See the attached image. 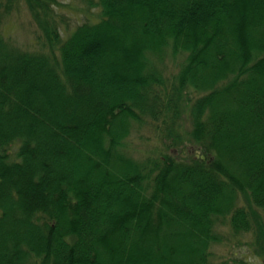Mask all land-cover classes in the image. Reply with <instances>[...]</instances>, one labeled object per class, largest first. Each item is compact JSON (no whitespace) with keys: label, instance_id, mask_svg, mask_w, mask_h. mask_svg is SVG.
I'll list each match as a JSON object with an SVG mask.
<instances>
[{"label":"trees","instance_id":"1","mask_svg":"<svg viewBox=\"0 0 264 264\" xmlns=\"http://www.w3.org/2000/svg\"><path fill=\"white\" fill-rule=\"evenodd\" d=\"M88 3L85 20L61 28L57 9L53 18L50 0H43L34 10L43 33L33 49L6 31L0 37V152L11 137H21L24 155L9 162L0 153V264H210L215 252L208 250L209 239L203 246L200 239L185 242L192 249L158 247L165 227L141 218L145 199L139 203L129 192L141 184L139 167L134 186L125 173L119 185L102 172V165L111 162L117 171L123 161L137 166L118 148L125 139L115 127L119 115L126 122L144 120L145 114L157 120L153 98L164 109L165 99L184 100L200 90L210 94L194 107L202 100L230 107L227 126L214 123L228 127L231 135L223 132L219 139L228 142L229 159L238 171H214L219 165L214 152L199 156L202 147L195 142L184 147V157L206 159L211 169L202 162L196 177L190 160L177 161L180 148L173 147L158 185L171 175L173 216L208 228L213 212L226 215V199L240 190L251 198L249 207L234 212L227 223L237 231L251 224L264 240V131L251 130L252 124L264 130V0ZM151 47L187 54L178 82L169 86L155 76L159 68L153 71L146 57ZM244 71L247 82L228 84ZM156 84L169 92L159 96ZM237 132L243 143L233 142ZM85 176L86 183L80 181ZM119 193L127 194L128 207L119 206ZM218 202L223 209H213ZM67 227L75 239L64 240ZM47 232L64 244L55 249L54 259L36 263L35 256L50 252V243L43 244L41 237ZM246 236L251 237L243 236L239 246L248 247L253 264H264L253 232Z\"/></svg>","mask_w":264,"mask_h":264},{"label":"rangeland","instance_id":"2","mask_svg":"<svg viewBox=\"0 0 264 264\" xmlns=\"http://www.w3.org/2000/svg\"><path fill=\"white\" fill-rule=\"evenodd\" d=\"M42 2L43 0H0V37L6 31V36L25 45L27 49H33L38 46L39 41H37V38L38 35L43 33V30H39V25L36 21L38 17L35 15L34 10ZM50 5V13L53 18L55 16V9H57L56 18L61 28L63 26H68L69 28L77 26L80 23L78 19L82 21L86 19L83 12L87 8L88 12L90 11L88 0H50ZM60 6L61 8H59ZM94 13L95 9H92L91 15L93 16ZM147 52V61L152 70L154 71L159 68V71L155 73L156 77L159 74L165 84L169 86L172 82L179 81L181 75L180 69L184 68L187 63V54L185 52L175 53L171 48L166 47H151ZM245 81H248V75L244 71L241 74L236 73L235 78L228 84L230 86L239 85L245 83ZM154 90L159 96L163 92H169V88L163 84H156ZM207 93V91L201 90L191 92L187 96V99L175 100L171 103L165 99L164 109L158 108L157 98H153L150 106H152L151 111H154L155 117L159 118L157 120H153L149 114H145L144 120L138 122L132 118L126 122V117L119 115L115 127L124 134L123 137L125 139L123 140V144L118 148L122 151L123 155L131 159L137 166H130L127 162L123 161V168L122 166H117V171L114 168L115 165L111 162L114 167L110 163H107V165L104 164L102 165V172L104 170L109 172L113 179L119 180V185L122 184L121 179L124 177L123 173H125L128 181L131 176V183L134 186L137 167H139L143 176L141 184L129 192L135 196V201L139 203H142L141 200L145 199L143 213L141 209L139 213L141 218L147 220L150 217L155 227H165L163 233H160L162 241H158L159 248L165 246L168 249L175 250L192 249V247L188 248L185 242L187 243L191 239H200L201 242L199 244L203 246L202 244L205 243V239H209L208 250L215 252L213 259L210 260V264H235L234 260L246 261L238 264H253L254 259L250 257L252 254L248 250V247L245 245L239 246V244H242V240L245 237H251L246 235L252 231L256 239V247L259 249L262 248L264 252L263 237L258 235L257 232L255 233L257 227L251 229V224L247 227L239 226L237 231L236 226L232 227L227 223V221H231L234 212L241 211L244 207H249L248 198H251L247 194L238 189L235 190L234 194L231 195L233 199L231 196L226 199L227 214H218L214 211L210 228H208V226L189 223L186 220H190L189 218L177 219L173 216L170 205H174L169 204L168 199L171 190L175 188L176 184L172 181L171 175L166 177L163 185H158L157 179L161 180L164 163L173 159L171 153V148L173 149V147L180 148L176 160L182 161L183 164L189 159L194 174L198 177L201 163L206 159L201 160L195 157H184L185 152L183 151L184 147L191 146L195 142H199L202 147L199 156H202L205 152H214L219 164L217 165V170L212 168L214 171L222 170V168L225 171H238V168L233 166L232 161L229 159L232 156L228 155L229 152L226 148L228 142L224 139H219V135L223 134V132L230 134L228 127H226V119L228 120L226 113L231 111L230 107L221 102L209 103L205 100H202L199 105L194 107L203 97L210 94ZM173 104L175 106H172ZM134 109L136 113L142 114L139 108L135 107ZM214 120H219V123L224 122L226 126L220 125L219 128V123L215 125ZM251 130L259 133H263L264 131L263 126L257 124H252ZM233 137H231L233 142L235 140L239 141V139L242 143L244 142V138L238 132ZM10 139L8 145L5 146L6 149H2L0 153L6 156L9 162H12V160L21 161L24 157L22 155L21 137H16L14 141V137ZM237 141H235V144H237ZM204 164L206 170L211 169L209 163L204 162ZM123 169L124 172H122ZM127 169L128 171L125 172ZM87 178L88 176H85L80 181H85L86 183ZM160 195L165 197L163 201H161ZM117 200L121 208L128 207L130 204L126 193H119ZM222 207L219 202L217 206L213 205V209H223ZM255 208L256 206H253V209ZM257 213H261V210ZM66 216L70 218L71 213H68ZM260 217L262 220L264 219L262 214H260ZM262 226L264 227V223ZM62 232H64V240L75 239L68 227L66 230L64 228ZM55 236L53 238L50 237L49 232L41 236L44 241L43 244L47 243L48 245L50 243L51 247L49 253H42L41 256H35L34 261L36 263L39 261L42 262L41 260L48 256L54 259L55 249L64 244L60 243L62 240L59 238V235ZM233 257L234 260H231ZM227 258L229 262L226 263Z\"/></svg>","mask_w":264,"mask_h":264}]
</instances>
